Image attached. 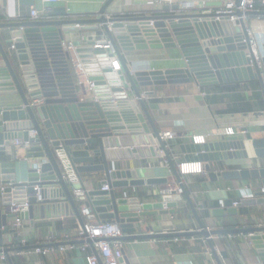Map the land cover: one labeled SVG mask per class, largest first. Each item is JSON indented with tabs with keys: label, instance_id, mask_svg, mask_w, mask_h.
I'll return each mask as SVG.
<instances>
[{
	"label": "water",
	"instance_id": "1",
	"mask_svg": "<svg viewBox=\"0 0 264 264\" xmlns=\"http://www.w3.org/2000/svg\"><path fill=\"white\" fill-rule=\"evenodd\" d=\"M114 1L104 2L89 19H70L66 7L55 6L40 19L0 24V36L9 38L13 46L8 50L0 38V147L10 145L14 139L31 143L24 150L23 160L0 163V185L5 186L0 197L6 208L5 214L0 211V245L1 236L9 232L8 220L15 216L10 210L11 203L28 204L20 214L22 221L70 218L76 219L80 227L84 221L81 206L77 204L82 203L90 220L115 223L123 233L119 238L122 242L203 237L214 255L211 237L244 234L248 235L258 261L264 264V225L245 229L205 227L176 165L159 140L160 132L140 91L151 86L191 82L204 90H213L257 81L264 98V78L258 65L260 62L264 66V57L258 61L252 53L244 22V17L264 13L237 10L234 13L237 20L231 23L215 14L214 10L222 4L218 2L191 8L164 5L147 14L109 16L107 8ZM234 1L239 4V0ZM18 4L32 7L34 0H18ZM72 31H92L106 37L103 41H87L75 49L88 81L94 84L90 99L85 85L76 80L69 53L61 46L64 34ZM106 42L113 48L121 67L115 73L107 61V52L94 48L95 44ZM141 50L178 51L177 63L181 66L132 72L124 54ZM37 100L42 104L32 105ZM30 131L36 132L32 139ZM156 141L163 149L175 183L182 190L181 195L170 187L167 178L142 179L137 175V170L144 168L139 164L140 159L157 156L153 151ZM180 150L186 159L195 158L207 164L247 160L250 150L255 157L264 158V138L220 136L216 140L180 146ZM135 160L138 165L132 164ZM123 162L124 169L119 166ZM23 167L26 180L17 182V171ZM210 177L260 179L264 185V167L211 172ZM156 183L168 187L155 203H140L137 198L118 193L128 187ZM104 185L108 186L107 190H102ZM34 186H38L40 201ZM183 200L195 217L196 231L141 233L145 227L142 219L174 215L176 203ZM232 204L230 200L224 202L229 216L237 213ZM240 204L264 205V193H255L252 199L243 198ZM212 216L222 217L223 210L213 211ZM85 242L95 252L93 242L89 239ZM43 247L0 248V254L12 264L10 253ZM98 264H103L100 259ZM120 264H130L124 251Z\"/></svg>",
	"mask_w": 264,
	"mask_h": 264
},
{
	"label": "crops",
	"instance_id": "2",
	"mask_svg": "<svg viewBox=\"0 0 264 264\" xmlns=\"http://www.w3.org/2000/svg\"><path fill=\"white\" fill-rule=\"evenodd\" d=\"M149 0H115L108 8L107 15L121 16L126 14H147L156 10L148 5ZM198 4L201 0H183ZM221 0H206V3H218ZM103 0H61L58 6L67 9L70 19L93 18ZM200 6V4H199ZM261 6V5H260ZM33 7L41 8V1L34 0L32 7H22L18 0H0V24L17 21H29V12ZM259 12V11H257ZM85 16V17H82ZM244 22L259 40L264 43V16L254 15L244 17ZM1 34H5L1 31ZM1 38L7 48L12 45L9 38ZM106 37L97 32L72 31L64 34V42H70L75 48L82 46L87 41H103ZM125 61L132 72L142 70H165L181 66L177 59L178 51L141 50L124 54ZM173 59V60H172ZM175 59V60H174ZM0 58V65H1ZM74 72V70H73ZM254 82V84H250ZM238 86V87H237ZM235 87V88H234ZM144 100L155 128L160 132L173 131L176 133L175 143L168 149L171 160L178 169V163H200L202 173L184 172L181 180L188 191L197 213L208 230L214 229H240L264 225V205L242 206L243 198L252 199L255 193L264 188L260 179L249 180H224L220 177L212 179L210 173L221 171H240L259 169L264 167V158H257L253 151H248L247 160H231L224 162H200L195 158L186 159L180 146L196 144L195 136H204L206 141L218 139L220 136L232 137L245 135L250 139L264 138V111L252 113L220 114L216 110L219 106L239 105L240 103L253 104L254 94L264 101L259 83L250 81L247 84L227 85L215 87L213 90H204L196 83L186 85H164L142 88ZM88 93L90 99L92 94ZM214 112L216 114H214ZM143 114V113H142ZM150 132L151 128L148 127ZM231 128L233 135L225 136L215 133V130ZM203 142V143H204ZM155 144H158L157 141ZM23 149L12 144L0 147V163L4 161L23 160ZM163 157H144L139 160L144 168L137 170V175L142 179L167 178L171 188L177 186L170 168L163 165ZM132 164L138 165L135 160ZM124 169V162L119 164ZM206 166H209L208 168ZM189 169V168H188ZM187 169V170H188ZM186 170V169H185ZM26 169L17 171V182L26 180ZM98 178H102L100 175ZM168 186L162 184L128 187L118 193L129 198H137L140 203H155L160 201V194ZM1 196V195H0ZM239 202L236 215L229 216L224 207L225 201ZM83 206L82 203L77 204ZM223 210V216L213 217L212 212ZM0 211L5 214L6 208L2 206L0 197ZM93 224L97 223L89 218H83ZM143 234H168L196 231L198 229L195 217L190 211L185 200L176 203L174 215L149 216L142 219ZM12 219L8 220L9 232L1 236L0 248L21 247V240L26 241V246H45L49 239L54 251L45 255L33 250L12 252V264H87L86 257L92 254L91 247L85 253L80 251L82 242L78 241L77 233L81 228L76 219H49L45 222L24 221L18 229L13 228ZM146 229H148L146 231ZM64 232L73 233L72 238L63 235ZM62 235L60 238L59 236ZM244 234L219 235L211 237L217 257L213 255L207 241L203 237H180L169 239H147L129 241L124 243V253L130 264H261L253 249L249 245L248 237ZM66 237L68 240L65 241ZM176 240V241H175ZM64 247L58 251L59 244ZM58 244V246L56 245ZM73 245V249H67ZM219 256L222 258L220 259ZM0 264H9L0 260Z\"/></svg>",
	"mask_w": 264,
	"mask_h": 264
},
{
	"label": "built area",
	"instance_id": "3",
	"mask_svg": "<svg viewBox=\"0 0 264 264\" xmlns=\"http://www.w3.org/2000/svg\"><path fill=\"white\" fill-rule=\"evenodd\" d=\"M41 1V8L33 7L29 12V17L31 20L40 19L44 16V13L51 10L52 7L58 6L61 0H40ZM106 2L107 0H103ZM261 6L264 7V0H257ZM206 3V0H201L198 4L194 2H188L183 0H149L148 5L151 7H154L155 9H159L160 7L164 5H175L177 4L180 7H193L194 5L200 4L199 7H203ZM221 6L214 10L215 14L218 16H224L228 19L229 22L234 23L237 18L234 16V13L239 10L242 13H248V12H257L258 10L255 7V0H239V4L236 5L234 0H221ZM219 17H216V20H218ZM75 27H79L78 25H75ZM247 34L249 37V45L252 50V53L254 54L255 58L259 61L262 57H264V43H259L257 37L255 35H252V32L247 29ZM62 48L67 51L71 57L72 65L74 74L76 77V80L78 83H82L86 87V91L93 94V88L94 84L90 81H88V77L86 74V71L83 67V64L81 63L80 59L78 58L75 47L70 42H62ZM94 48H100L107 52L106 58L107 61L112 65V72L115 73L117 71H120L121 67L119 64V61L117 59V56L111 47V45L106 43L101 44H95ZM13 46L10 45L8 47V50H12ZM259 68L261 70V76L264 78V66L258 62ZM42 104L41 100L34 101L32 105H38ZM216 134L230 136L233 135V130L231 128H226L224 130H215ZM35 131L29 132V138H33L35 136ZM159 140L164 143V148L168 151V149L175 143L176 140V133L173 131H164L160 133ZM194 143L200 144L203 143L205 138L204 136H195L193 138ZM11 144L16 147L23 149V151L31 146V143L29 141L23 142L19 139H14L11 141ZM153 151L157 153L158 157L164 158L163 149L159 144H155L153 146ZM163 165H165L167 168L169 167V164L166 160H163ZM184 168H189L188 170H185ZM191 172V173H202L203 168L201 167L200 163H191V162H180L178 163V173L180 176L184 172ZM11 186V189H14V187ZM5 189V186L0 185V195L3 193ZM108 186L104 185L102 187V190H107ZM173 190L181 195L182 190L177 186L173 188ZM33 191L36 193L37 200L40 201V196L38 194V186H34ZM260 193H264V188H261ZM239 202L233 203V207H238ZM28 207L27 203L16 205L11 203L10 210L11 213L15 216L12 219L13 228L18 229L22 225V221L20 218V214L24 212V210ZM80 214L81 217L86 218L88 216L87 209L84 206L80 207ZM4 229V228H1ZM123 236L122 231L120 228L113 222H103V223H91L88 221H85L82 225V227L79 229L77 233V240L82 241V244L80 246V251L85 253L87 249L90 248V245L85 242L86 239L91 240L93 243V247L95 249V252H92V254L88 255L85 259L87 264H98V259L102 261L103 264H120V260L123 257V249H124V243L119 240ZM248 237V235L246 236ZM68 240V237H66L65 241ZM176 241V240H175ZM52 239H49L47 242V248L40 249L36 248L34 251L37 253H40L42 255H45L51 251H54V247L51 245ZM21 247L26 246V241L24 239L21 240ZM67 249H73V245H69L66 247ZM58 251H63L64 247L59 246L57 249ZM20 253V252H18ZM214 256L217 257L216 251L214 250ZM221 259L222 257L219 256ZM0 260L6 261V256L4 254H0Z\"/></svg>",
	"mask_w": 264,
	"mask_h": 264
},
{
	"label": "trees",
	"instance_id": "4",
	"mask_svg": "<svg viewBox=\"0 0 264 264\" xmlns=\"http://www.w3.org/2000/svg\"><path fill=\"white\" fill-rule=\"evenodd\" d=\"M255 2H256L255 3L256 9L260 13H264V7L260 6V3L257 0H255ZM82 17H85V16H82ZM250 84H254V82H252ZM218 88H220V87H218ZM253 97H254V102L252 105L246 102V103H240L239 105H234V106L233 105H231V106H219L216 111L220 114L252 113V112L258 111V110L264 111V101L261 98H259V96L257 94H254ZM214 114H216V113L214 112ZM64 234L68 235L67 232H64L63 235ZM68 236H69V239H71L72 238L71 236H73V233H69ZM59 237L61 238L62 235H60ZM6 248H8V247H5V249Z\"/></svg>",
	"mask_w": 264,
	"mask_h": 264
},
{
	"label": "bare ground",
	"instance_id": "5",
	"mask_svg": "<svg viewBox=\"0 0 264 264\" xmlns=\"http://www.w3.org/2000/svg\"><path fill=\"white\" fill-rule=\"evenodd\" d=\"M184 169H186V170H187L188 168H184Z\"/></svg>",
	"mask_w": 264,
	"mask_h": 264
}]
</instances>
